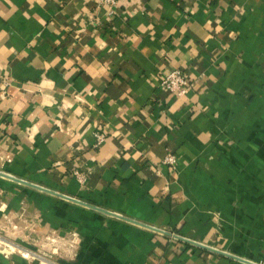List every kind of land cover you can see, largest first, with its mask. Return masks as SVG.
Segmentation results:
<instances>
[{"label":"crops","instance_id":"crops-1","mask_svg":"<svg viewBox=\"0 0 264 264\" xmlns=\"http://www.w3.org/2000/svg\"><path fill=\"white\" fill-rule=\"evenodd\" d=\"M0 174V264H264V0H0Z\"/></svg>","mask_w":264,"mask_h":264},{"label":"built area","instance_id":"built-area-1","mask_svg":"<svg viewBox=\"0 0 264 264\" xmlns=\"http://www.w3.org/2000/svg\"><path fill=\"white\" fill-rule=\"evenodd\" d=\"M126 0H94L95 6L97 8L104 7L107 9L108 14L112 15L116 8L123 4ZM189 85V79L186 76V74L180 70V69H172L169 72H166L161 77L160 87L164 92H167L169 94H174L178 97L185 94L187 88ZM97 142L98 144L102 142L103 136L96 134ZM163 164L174 166L176 164V156L173 154H168L162 161ZM157 229V228H155ZM159 231H156L158 233L164 234L165 231L157 229ZM171 239L173 241L180 240V236L171 234Z\"/></svg>","mask_w":264,"mask_h":264},{"label":"water","instance_id":"water-1","mask_svg":"<svg viewBox=\"0 0 264 264\" xmlns=\"http://www.w3.org/2000/svg\"><path fill=\"white\" fill-rule=\"evenodd\" d=\"M0 175H2V176H4V177H7V176H5V174H0ZM8 178H10V177H8ZM10 179H12V180H14V181H16V182H19V183H22V184H25V185H28V186L34 187V188H36V189H39V190H42V191H45V192H48V193H51V194H54V195L60 196L59 194L53 193V192H51V191H49V190H45V189L40 188V187H38V186H35V185H33V184H29L28 182H23L22 180H18V179H16V178H10ZM62 197H63V196H62ZM66 199L72 200L71 198H66ZM72 201H75V202H77V203L83 204V203H81V202H79V201H76V200H72ZM88 207H90V208H92V209H95V210H97V211H101V212H104V213H107V214H110V215H113V216H116V217L122 218V219H126V218H123V217H121V216H117V215H115V214H111L110 212H107V211H105V210H101V209H98V208H95V207H91V206H88ZM129 221H130V220H129ZM134 223H135V222H134ZM150 229H152V230H156V231H159V230H157V229H155V228H150ZM180 240H182V241H184V242H186V243L192 244V245H194V246H197V247H200V248H204V249L210 250V251H212V252H215V253H218V254L224 255V256H226V257H229V258L235 259V260L240 261V262H242V263H244V264H256V263H253V262H250V261L244 260V259H242V258H239V257L233 256V255H231V254H224V253H222V252H218V251H216V250H214V249L208 248V247H206V246H203V245L198 244V243H196V242L190 241V240H188V239L180 238Z\"/></svg>","mask_w":264,"mask_h":264},{"label":"rangeland","instance_id":"rangeland-1","mask_svg":"<svg viewBox=\"0 0 264 264\" xmlns=\"http://www.w3.org/2000/svg\"><path fill=\"white\" fill-rule=\"evenodd\" d=\"M5 230V231H4ZM6 230L7 229H4V228H1L0 227V236H1V238H6L7 239V237L9 236V234L6 232ZM5 234H8V235H6V237H4V235ZM15 238V237H14ZM53 242V241H52ZM12 244H15V243H13V242H11ZM37 245H39V241L36 243ZM16 245V244H15ZM17 245H19V244H17ZM1 246H3L2 244H1ZM34 248H36V249H38L39 248V246L38 247H35V246H33ZM22 248H23V246H22ZM22 251H25V250H23V249H21ZM16 254H22L23 256H24V254L23 253H20V252H18V251H14ZM26 252V251H25Z\"/></svg>","mask_w":264,"mask_h":264},{"label":"bare ground","instance_id":"bare-ground-1","mask_svg":"<svg viewBox=\"0 0 264 264\" xmlns=\"http://www.w3.org/2000/svg\"><path fill=\"white\" fill-rule=\"evenodd\" d=\"M17 249H18V248H17ZM9 250H10V251H14L15 248H14L13 246H10L9 249H7V251H9ZM19 252H20V253H23V254H26L28 257H29V255H30V254H28L27 252L22 251V250H19Z\"/></svg>","mask_w":264,"mask_h":264}]
</instances>
